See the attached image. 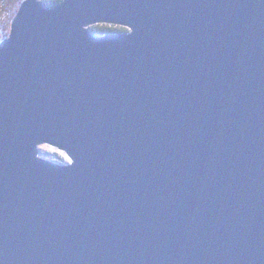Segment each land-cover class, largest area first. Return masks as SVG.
<instances>
[{
	"label": "water",
	"instance_id": "obj_1",
	"mask_svg": "<svg viewBox=\"0 0 264 264\" xmlns=\"http://www.w3.org/2000/svg\"><path fill=\"white\" fill-rule=\"evenodd\" d=\"M0 264H264V0H23Z\"/></svg>",
	"mask_w": 264,
	"mask_h": 264
},
{
	"label": "trees",
	"instance_id": "obj_2",
	"mask_svg": "<svg viewBox=\"0 0 264 264\" xmlns=\"http://www.w3.org/2000/svg\"><path fill=\"white\" fill-rule=\"evenodd\" d=\"M10 1V2H9ZM23 0H0V42L6 38L10 31L11 21ZM62 0H43L46 7L59 4ZM96 35L104 33L127 32V29L118 26L95 25L90 27Z\"/></svg>",
	"mask_w": 264,
	"mask_h": 264
},
{
	"label": "rangeland",
	"instance_id": "obj_3",
	"mask_svg": "<svg viewBox=\"0 0 264 264\" xmlns=\"http://www.w3.org/2000/svg\"><path fill=\"white\" fill-rule=\"evenodd\" d=\"M39 155L54 163L62 165L70 163V160L65 156V154L49 146L39 147Z\"/></svg>",
	"mask_w": 264,
	"mask_h": 264
},
{
	"label": "bare ground",
	"instance_id": "obj_4",
	"mask_svg": "<svg viewBox=\"0 0 264 264\" xmlns=\"http://www.w3.org/2000/svg\"><path fill=\"white\" fill-rule=\"evenodd\" d=\"M10 2V1H9Z\"/></svg>",
	"mask_w": 264,
	"mask_h": 264
}]
</instances>
